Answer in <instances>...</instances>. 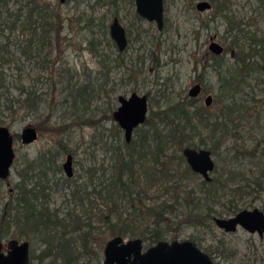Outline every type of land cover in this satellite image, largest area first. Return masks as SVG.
I'll use <instances>...</instances> for the list:
<instances>
[{
    "label": "rangeland",
    "instance_id": "374dc122",
    "mask_svg": "<svg viewBox=\"0 0 264 264\" xmlns=\"http://www.w3.org/2000/svg\"><path fill=\"white\" fill-rule=\"evenodd\" d=\"M26 1L8 0L7 8L11 13L16 14ZM39 1L46 2L49 7L58 5L62 17L65 18V25L59 32L58 39L55 38L53 41L50 59L46 61L29 59L21 54V40L26 38L21 30L16 29L10 36L9 51L12 54V61L0 70V73L3 72L1 83L5 85L10 98H18L21 88H26V91L36 88L40 93V100L37 109L21 110L16 104L8 108L6 103L0 106V125L8 126L18 135L15 141L16 158L10 177L0 183V208L6 201L10 202L13 199L14 184L19 182L24 168L31 166L32 171L27 175L36 173L37 176L40 164L36 158H39L40 152L48 149L56 150L59 148L58 142L61 141L67 151L58 158L61 169L48 174L46 190L49 194V204L59 209L61 216L69 210L83 214V210L89 206L88 201L84 199L80 204L78 199L71 196V191L82 184L88 167L101 168L110 164L111 155L105 149L104 142L113 140L111 136L115 132H112L116 131L115 127H119L112 115L119 106L117 100L119 94L124 96H129L132 92L146 94L148 112L175 100L188 98V90L198 82L202 84L203 97L208 93L213 97H221L218 93L220 88L217 72L214 71L216 61L210 59L213 54L207 48L209 38L213 36L225 49V55L216 60L221 59L229 68L240 65L243 77L239 88L232 92L230 97L236 102L238 110L234 111L226 122L216 150L217 154H213L215 169L211 175L216 176L225 166L232 167L237 172L233 182H239L241 175H244L248 179V186L242 192L232 191V187L225 188L218 198L212 199L211 204L214 210L220 212L226 210L230 201L241 207L251 202L247 208L257 206L264 210V190L256 185L257 180L264 181L262 178L264 177V68L254 72L249 67L243 66L241 62H235L234 57L230 55L232 47L225 31L229 26L225 19L217 14L213 4L208 10L198 11L195 4L200 0H164V24L162 29L158 30L155 21H148L136 13L134 0H89L90 8L83 3L75 5L72 0ZM229 1L231 12L243 19L244 27L251 29L245 31L254 33L255 41H259L264 31V17L258 10H252L257 6V2ZM76 10L85 13L86 17L89 14L93 15L94 21L90 24L92 28L89 30H97L96 40L102 37L111 40L109 29H107V37L101 34L102 29H98L96 24L99 21L97 17L104 16L106 23L109 24L116 13L124 27L132 31L123 51V65H113L111 60L110 63L108 62V68H102L100 61L103 55H109V59L115 58L118 53L117 47L111 43L112 40L101 39L97 45L96 55L88 47L87 36L90 35L87 29H82L83 22L77 20ZM6 18L7 13L0 15V21ZM134 30H139L138 39H135L137 34L133 33ZM5 34L8 36L10 32L6 31ZM244 38L242 44L245 51H248L251 41L248 37ZM233 52L236 54L238 51L233 48ZM39 60L40 63L37 62ZM258 61L260 55L250 52L245 62ZM130 74H133V78L129 79ZM96 75L100 76L97 82L94 81ZM88 81L91 87L99 85L100 89H96V92L90 94L85 101H74L76 92L73 90L76 85L88 84ZM217 109L215 105L207 107L209 112L217 113ZM28 125L37 128L39 138L30 145H24L21 141V132ZM119 129L120 138H124L122 129L120 127ZM132 136L136 137V133L133 132ZM198 140L199 138L195 137V141ZM67 153L73 156L71 177H67L62 168ZM29 163L30 165H27ZM95 175L92 181L100 178L101 173L95 172ZM200 177V175L190 176L185 182L182 181L181 188L176 192L180 198L174 202V210L166 213L171 220L169 230L177 234V240L191 239V235L195 236L196 239L193 241L218 264H264V236L260 238L257 234H250L241 227L235 231L225 232L212 220L206 224H199L194 221L193 215L185 214L186 210L183 208L186 200L185 192L198 188ZM32 179L36 180V178ZM40 183L45 184V181L41 179ZM10 188L13 189L12 192ZM154 189L152 188L150 192ZM160 192V199L172 200L171 188L160 189ZM93 208L92 212L97 210L95 206ZM203 212L204 208L201 207L199 214ZM223 216H227L226 213H223ZM202 220V217L198 218L199 222ZM93 224H95V233L92 234L93 237L87 236L85 240L88 250L84 251L80 247L82 251L75 264H103V247L111 236L104 231L99 221ZM18 234L19 232L15 231V235ZM79 234L80 231L69 232L67 236H71L72 240L73 238L79 240L80 243L86 236L78 239ZM35 236L18 237L31 242V251L34 255L31 264H44L54 260L53 257H47L40 261L42 244L40 237ZM170 236L169 232L166 239L171 240ZM147 244L148 242H143L144 248L148 246ZM57 263L60 264L61 259L57 258Z\"/></svg>",
    "mask_w": 264,
    "mask_h": 264
},
{
    "label": "trees",
    "instance_id": "16d2710c",
    "mask_svg": "<svg viewBox=\"0 0 264 264\" xmlns=\"http://www.w3.org/2000/svg\"><path fill=\"white\" fill-rule=\"evenodd\" d=\"M72 1L75 5L83 3L90 8L89 0ZM255 1L257 6L252 10H258L264 17V0ZM211 2L217 14L222 16L229 26L225 31L228 34L230 47L238 51L234 56L235 62H241L243 66L249 67L254 72L260 68L263 69L264 31L259 41L256 42L255 34L245 31L251 29L243 26V19L236 17L227 8L229 0H211ZM7 3L8 0H0V15L7 13V18L0 21V70L12 61L9 40L16 29L26 35L20 45V52L24 57L42 59V61L50 59L49 54L52 51L53 41L55 38L58 39L59 32L65 25V18L62 17L58 5L49 7L46 2L27 0L23 7L13 14L7 8ZM75 12L77 20L83 22L82 29H87L90 35L87 36L88 47L97 55V45L104 38L101 36L102 38L96 40L97 30H89L92 28L90 24L94 21L93 15L89 14L86 17L85 13L79 10ZM14 15L16 17H13ZM114 16H117L116 13ZM136 17L138 18L137 15ZM97 18L99 19L96 23L98 29H102L101 34L107 37L109 24L106 23L104 16ZM6 31L10 32V35L7 36ZM129 33L131 36L132 31ZM133 33L137 34L136 37L134 36L135 39L140 37L139 30H134ZM244 37H248L251 41L248 51H245L242 44ZM104 40L111 41L108 37ZM250 52L259 54L260 61L243 62V58L248 57ZM119 56L117 53L115 58L109 59V55L104 54L100 61L102 68H108V62L110 63L111 60L113 65H123ZM211 57V60L216 61L214 71L217 72V82L220 88L218 93L221 94L220 98L214 97L212 104L217 106V113L207 111V107L202 102H193L192 99L184 98L147 112L145 121L133 130L136 137L131 136L128 142L120 138L121 131L119 127H115L116 131L112 132L115 134L111 136L113 140L104 142L105 149L111 155L110 164L101 168L88 167L82 184L71 191V196L78 199L80 204L84 199L88 201L89 206L83 210V214L69 210L61 216L60 210L49 204V194L46 190L48 189L46 185L48 174L61 169L58 158L67 151L65 145L59 141V148L40 152L39 158H36L40 164L37 176L36 173L31 176L27 175L32 171L31 166L25 167L24 173L20 174L19 182L14 184L13 199L10 202L6 201L0 208V238H15L16 236L18 238L25 235L40 237L42 244L40 261L47 257L54 259L44 264H59L57 258L61 259L60 264H75L81 249L88 250L85 240L87 236L95 233L93 223L98 221L111 237L117 235L128 239L139 237L143 242H148V246L158 241L168 240L166 238L169 232L171 233L170 239H176L177 234L169 230L171 220L166 213L174 210V202L180 198L176 192L181 188L182 181L185 182L190 176H197L187 165L182 155V148L184 146L205 147L210 149L212 154H217L216 150L226 122L231 114L238 110L236 102L230 97L232 92L239 88L243 77L242 68L240 65L236 66L235 62L233 63L235 66L229 68L221 59L216 60L221 56L212 55ZM37 62L40 63V60ZM2 78L3 72L1 71L0 106L6 103L8 108H12L14 104L18 105L21 110L38 108L40 93L36 88L29 91L21 88L18 98H10L5 85L1 83ZM128 78H133V74H130ZM99 79L98 75L94 77L96 82ZM96 89H100V86L91 87L89 81L88 84L76 85L73 90L76 92L74 101L87 100L90 94L96 92ZM195 137L199 140L195 141ZM208 142L210 144H207ZM95 172H100L101 175L100 178L92 181L91 179L96 177ZM235 175L237 172L232 167L225 166L216 176L212 177L211 181L201 179L198 188L185 192L186 200L183 205L186 210L185 214L193 215L194 221L199 224H206L211 221L214 213H222V211L214 210L211 204L212 199L218 198L225 188L232 187V191L242 192L248 186V179L244 175H241L239 182H233ZM32 178L36 180L33 181ZM41 179L45 181V184L40 183ZM0 183H2L1 179ZM256 185L264 189V181L257 180ZM152 188L155 189L150 192ZM167 188L173 191L170 193L172 200L160 199V189ZM93 206L97 210L92 212ZM201 207L204 208V212L199 214ZM227 209L228 213H235L238 210V204L230 201ZM200 217L203 218L202 222L198 221ZM15 231L19 234L15 235ZM78 231H80L77 235L78 239L86 236L80 243H78L79 240L73 238V241L71 236H67L69 232ZM190 238L192 241L196 239L193 235Z\"/></svg>",
    "mask_w": 264,
    "mask_h": 264
},
{
    "label": "water",
    "instance_id": "95a60500",
    "mask_svg": "<svg viewBox=\"0 0 264 264\" xmlns=\"http://www.w3.org/2000/svg\"><path fill=\"white\" fill-rule=\"evenodd\" d=\"M64 0H60L63 2ZM164 0H134L136 13L148 21H155L157 29L163 27ZM200 11L209 9L206 0L196 3ZM109 36L115 42L119 51L127 44V37L123 25L114 16L108 25ZM214 54H220L222 46L214 40L208 45ZM201 86L194 84L188 91L189 97L196 96ZM119 106L112 113L113 118L123 131L124 139L128 142L134 128L141 125L148 111V97L146 94L132 92L128 97L118 96ZM211 94L205 97V105H210ZM39 138L35 126L28 125L21 132L23 144H31ZM14 133L6 125H0V179H7L11 173L15 160ZM183 156L191 170L200 174L206 181L210 180L209 173L214 169V159L210 150L206 148L185 147ZM62 168L67 177L72 175V155L68 153ZM215 224L226 231H234L238 225L259 234L264 231V214L257 208L242 209L235 216L229 218H214ZM0 264H30V243L16 238L3 241L0 239ZM103 264H217L208 254L201 250L194 241L162 240L143 250L142 239L139 237L124 239L113 236L108 239L103 248Z\"/></svg>",
    "mask_w": 264,
    "mask_h": 264
},
{
    "label": "flooded vegetation",
    "instance_id": "af4514ba",
    "mask_svg": "<svg viewBox=\"0 0 264 264\" xmlns=\"http://www.w3.org/2000/svg\"><path fill=\"white\" fill-rule=\"evenodd\" d=\"M206 1H208V0H206ZM198 2V1H197ZM196 2V3H197ZM209 2V4H210V8L212 7V3L210 2V1H208ZM229 3H230V1H229ZM229 3H228V5H227V8L230 10V11H232L231 9H230V7H229ZM195 7H196V4H195ZM209 8V9H210ZM197 9V8H196ZM198 10V9H197ZM205 10H208V9H205ZM205 10H202V11H205ZM198 11H200V10H198ZM118 17V16H117ZM119 19V18H118ZM112 20V19H111ZM110 20V21H111ZM119 22H120V20H119ZM122 24V23H121ZM163 24H164V19H163ZM123 25V24H122ZM123 27H124V25H123ZM124 30H125V33H126V37H127V44H128V36H129V32H130V30H127V28H125L124 27ZM112 40V39H111ZM211 40H214V41H216V39L213 37V36H211L210 38H209V43L211 42ZM112 42H113V44L116 46V44H115V42L112 40ZM209 43H208V45H209ZM219 43V42H218ZM127 44H126V46H127ZM220 44V43H219ZM221 46H222V48H223V50H222V52L220 53V54H214V53H212L209 49V51L214 55V56H216V57H219V56H224L225 55V49H224V47H223V45L222 44H220ZM126 46H125V48L122 50V51H119L118 50V48H117V50H118V53H119V57H120V59H122L123 58V51L126 49ZM117 47V46H116ZM207 48H208V46H207ZM230 55L231 56H235L236 54L233 52V49L230 51ZM246 58H248V57H246ZM246 58H243V62L244 61H246ZM122 61H123V59H122ZM199 84H200V86H201V88H200V90H199V92L197 93V95L196 96H193V97H189V95H188V98L189 99H192V101L193 102H202V100H203V105L205 106V107H209V106H211L212 104H213V100H214V97L212 96V101H211V103H210V105H208V106H206L205 105V102H204V100H205V97L208 95V94H210V93H208V94H206L204 97H203V91H202V84L200 83V82H198ZM189 91V90H188ZM188 94V93H187ZM120 95H122V94H119L118 96H120ZM117 96V97H118ZM122 96H124V95H122ZM125 97H128V96H125ZM148 97V96H147ZM117 100H118V98H117ZM118 103H119V100H118ZM115 111V110H114ZM113 111V112H114ZM112 112V113H113ZM148 112V111H147ZM14 137H15V141H16V139H17V136H16V134H14ZM15 141H14V147H15ZM37 141V140H36ZM23 144V143H22ZM32 144V143H31ZM24 145H27V144H24ZM28 145H30V144H28ZM185 147H190V148H195V149H199V148H205V147H199V148H196V147H193V146H184L183 148H182V150L185 148ZM206 149H208V148H206ZM208 150H210V149H208ZM210 152H211V150H210ZM15 153H16V149H15ZM212 154V153H211ZM72 155V154H71ZM182 155H183V153H182ZM184 157V156H183ZM212 157H213V154H212ZM15 158H16V155H15ZM72 159H73V156H72ZM184 159H185V157H184ZM214 159V158H213ZM186 161V160H185ZM14 162H15V160H14ZM214 162H215V160H214ZM72 163H73V160H72ZM187 163V162H186ZM188 165V164H187ZM189 166V165H188ZM13 167V166H12ZM191 169V168H190ZM214 169H215V165H214ZM214 169H213V171H214ZM212 171V172H213ZM212 172H210L209 173V176H210V180L209 181H211L212 180V175H211V173ZM195 174H197V175H200V174H198V173H196V172H194ZM11 174V173H10ZM201 176V175H200ZM9 177H10V175H9ZM8 177V178H9ZM205 180L202 176L200 177V180ZM1 180H4V181H6V179H1ZM8 180V179H7ZM8 184H9V182H8ZM12 188H10V191L12 192ZM261 190H264L263 188L261 189ZM258 191H260V189H258ZM247 203V202H246ZM251 203V202H250ZM249 203V205H251ZM246 205V204H245ZM244 205V206H245ZM249 205H246L245 207H241L239 204H238V210L235 212V213H228V206H229V203L227 204V207H226V210L225 211H223L222 210V213H214V216L212 217V221L214 222V224H215V221H214V218L215 217H221V218H229V217H233V216H235L239 211H241L242 209H246V210H253L254 208H257V209H259L263 214H264V210H263V208L262 207H257V206H252V207H249V208H247V206H249ZM216 211V210H215ZM223 213H226V215L227 216H223ZM216 225V224H215ZM217 226V225H216ZM218 227V226H217ZM238 227H241L240 225H238L237 227H236V229L238 228ZM218 228H220V227H218ZM242 228V227H241ZM220 229H222L223 231H225V232H231V231H226L225 229H223V228H220ZM235 229V230H236ZM244 229V228H243ZM234 230V231H235ZM244 230H246V229H244ZM246 231H248V230H246ZM250 234H257V236H259L260 238L261 237H263L264 236V231H263V233L262 234H259L258 233V231L257 230H254L253 232H250V231H248ZM13 237H9V238H7V239H2L3 241H7V240H9V239H12ZM16 239H18V240H20V241H28L29 243H30V264H31V261H32V258H34V255L32 254V251H31V242H30V240H28V239H20V238H17V237H15ZM1 239V238H0ZM190 240V239H189ZM196 243V242H195ZM197 245V244H196ZM198 246V245H197ZM142 247H143V250H145L147 247H149V246H146L145 248H144V246H143V241H142ZM199 247V246H198ZM201 250H203L201 247H199ZM204 251V250H203ZM206 254H208L206 251H204ZM209 255V254H208ZM210 256V255H209ZM211 258V257H210ZM212 259V258H211ZM218 264V263H217Z\"/></svg>",
    "mask_w": 264,
    "mask_h": 264
}]
</instances>
